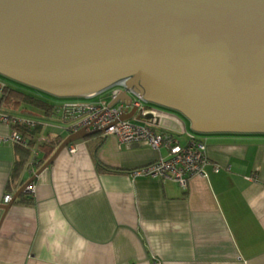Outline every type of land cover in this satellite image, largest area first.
<instances>
[{
    "label": "crops",
    "instance_id": "crops-1",
    "mask_svg": "<svg viewBox=\"0 0 264 264\" xmlns=\"http://www.w3.org/2000/svg\"><path fill=\"white\" fill-rule=\"evenodd\" d=\"M0 113L41 125L14 178L18 145H0L5 204L3 196L40 168L28 165L38 138L51 143L69 133L65 120L39 108ZM11 130L0 122V134ZM201 135L205 176H191L185 188L131 175L165 154L146 141L120 143L101 132L72 142L31 182L35 191L23 192L32 201L19 195L0 221V264H264V134ZM95 157L110 170H97Z\"/></svg>",
    "mask_w": 264,
    "mask_h": 264
},
{
    "label": "water",
    "instance_id": "water-1",
    "mask_svg": "<svg viewBox=\"0 0 264 264\" xmlns=\"http://www.w3.org/2000/svg\"><path fill=\"white\" fill-rule=\"evenodd\" d=\"M0 75L59 98L124 79L197 133L264 134V0H0ZM105 129L66 136L0 221L65 147Z\"/></svg>",
    "mask_w": 264,
    "mask_h": 264
},
{
    "label": "built area",
    "instance_id": "built-area-1",
    "mask_svg": "<svg viewBox=\"0 0 264 264\" xmlns=\"http://www.w3.org/2000/svg\"><path fill=\"white\" fill-rule=\"evenodd\" d=\"M122 92L129 95L128 102L115 100ZM99 94H103L104 97H100L95 102L77 101L56 104L62 119L67 122L65 129L69 134L80 129L90 131L106 128L103 134L115 136L120 143L143 140L154 150H165V154H160L152 163L133 170L131 172L133 176L169 178L176 181L182 188L186 187L187 180L191 176H205L203 168L208 163L205 138L188 134L187 141L181 143L179 136L185 134L186 130L182 120L175 113L145 101L139 94L126 86L124 79ZM112 101L115 102L111 104ZM131 109H134L131 118H120L124 112H129ZM148 115L150 117H147ZM17 121L28 126L36 125L34 120L28 118L13 119V122ZM0 122L10 125V119L5 113H0ZM6 142L23 146L27 144L15 129L9 133L0 134V145ZM37 142H48V140L41 137ZM74 150V147L70 148V152H74ZM37 156L38 151L32 150L28 165L34 166ZM213 170L217 172L219 166L215 165ZM25 191L33 193L35 185L30 183ZM11 199V194L3 196L4 203L10 202Z\"/></svg>",
    "mask_w": 264,
    "mask_h": 264
},
{
    "label": "trees",
    "instance_id": "trees-1",
    "mask_svg": "<svg viewBox=\"0 0 264 264\" xmlns=\"http://www.w3.org/2000/svg\"><path fill=\"white\" fill-rule=\"evenodd\" d=\"M27 106L42 109L46 113L48 112V113L54 114L62 118L60 112H58L59 109L56 104L49 103L42 98H39L35 95L29 94L22 90L13 88L0 81V108L15 109L19 107L25 108ZM155 106L158 107L159 105H155ZM161 109H164V107H161ZM165 110L172 111L166 108ZM6 115L10 119L9 126H11L12 129L17 130L18 133L23 137V139L26 140V143H27L25 146L16 144L18 145L17 146L18 152H20L21 154L19 155V158L15 161L14 166H13L11 176L14 178L18 176V174L22 170L23 164L25 163L26 159L28 158L30 154L29 146L31 144L33 146L36 143L35 142L36 140L34 137L38 134L41 125L35 120H34L36 122L35 126H28L18 121L13 122V119H24L25 117L23 118V117L10 116L8 114ZM89 137L90 136L84 139H87ZM60 142L61 140L57 139L51 143H48V142L38 143V145L35 148L37 149L38 152H39V149H41V151L44 152L43 153L44 155L42 158L37 156L36 158L37 167H40L45 162V160L51 156V154L54 152V150L60 144ZM95 167L97 170H100V169L110 170L107 166L99 162L96 159V157H95ZM6 188L7 189L9 188L8 185ZM23 194H24L23 192L20 194L21 201H24L25 203H30L32 201L30 196L28 194L27 195L26 194L23 195Z\"/></svg>",
    "mask_w": 264,
    "mask_h": 264
},
{
    "label": "rangeland",
    "instance_id": "rangeland-1",
    "mask_svg": "<svg viewBox=\"0 0 264 264\" xmlns=\"http://www.w3.org/2000/svg\"><path fill=\"white\" fill-rule=\"evenodd\" d=\"M0 81L3 82L4 84H7V85L13 87V88L22 90L24 92H27L29 94L35 95V96H37L39 98H42V99H44L47 102L52 103V104H62V103H66V102L68 103V102H77V101L78 102H95V101H98L100 97L101 98L104 97L103 94H98L97 96H94V97H91V98H83V97L59 98V97H55V96L49 95V94H47L45 92H42L40 90L34 89L32 87L26 86L24 84L18 83L16 81H13V80H11L9 78H6V77H4L2 75H0ZM103 99H105V98H103ZM105 100H107V99H105ZM152 105H155V104H152ZM159 108H161V107H159ZM166 109H168V108H166ZM169 110H171V109H169ZM166 111H168V110H166ZM173 111L174 110H172V113L177 114L181 118V120H182V122L184 124V127L186 129V133L179 136L182 142L187 141L188 134H190V135L192 134V135H196V136L201 137V138H205L200 133H197V132H195V131L190 129L189 122L184 116H182L180 113H178L176 111H174V112ZM169 112H171V111H169ZM39 115H40L39 111L36 110L35 111V117L40 118ZM212 134H216V133H210V134H206V135L209 136V135H212Z\"/></svg>",
    "mask_w": 264,
    "mask_h": 264
},
{
    "label": "flooded vegetation",
    "instance_id": "flooded-vegetation-1",
    "mask_svg": "<svg viewBox=\"0 0 264 264\" xmlns=\"http://www.w3.org/2000/svg\"><path fill=\"white\" fill-rule=\"evenodd\" d=\"M163 110H165V109H163Z\"/></svg>",
    "mask_w": 264,
    "mask_h": 264
}]
</instances>
